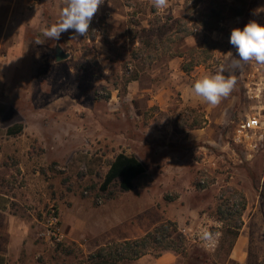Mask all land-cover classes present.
<instances>
[{
	"label": "rangeland",
	"instance_id": "1",
	"mask_svg": "<svg viewBox=\"0 0 264 264\" xmlns=\"http://www.w3.org/2000/svg\"><path fill=\"white\" fill-rule=\"evenodd\" d=\"M4 1L0 264H79L146 217H160L157 209L169 214L167 221L185 223L186 234L179 231L188 248L180 264H264V66L253 61L236 70V87L218 106L190 91L202 75L228 68L225 54L236 56L233 28L253 20L264 25V0H170L161 11L151 0H105L85 37L71 39L69 30L58 41L43 30L58 20L63 0ZM179 20L194 29L182 40ZM202 20L219 24L208 33L215 49L206 65L185 73L178 54L202 43L205 32L195 28ZM57 45L68 60L56 61ZM250 116L263 123L255 149L235 140ZM17 125L23 131L10 136ZM120 153L136 156L146 173L129 192L119 181L103 192ZM242 195L245 263L230 260L233 236L218 219L220 208L239 211ZM6 212L21 226L8 258ZM203 227L220 234L215 251L200 241Z\"/></svg>",
	"mask_w": 264,
	"mask_h": 264
},
{
	"label": "trees",
	"instance_id": "2",
	"mask_svg": "<svg viewBox=\"0 0 264 264\" xmlns=\"http://www.w3.org/2000/svg\"><path fill=\"white\" fill-rule=\"evenodd\" d=\"M200 20V19H199ZM177 38L182 40L193 34L194 29H185L182 21L177 23ZM196 27L200 26L205 32L202 43L191 50L189 53L178 54L184 58L185 62L181 68L185 73L191 72L195 67L206 65L213 55L215 43L208 35L209 32L218 28L219 24H206L204 20L196 22ZM23 131L21 125L14 126L8 130L10 136H16ZM146 173L143 163L134 155L120 153L111 163L110 168L103 180L101 190L107 192L117 181L120 182V188L123 192H129L135 188V181ZM242 206L239 211L223 213L219 209V221L224 223L227 233L233 236L231 247L240 235V230L244 225L243 212L246 210L247 203L243 195ZM75 245V244H74ZM64 245L58 244V249ZM188 248L187 238L180 233L178 224L173 221H166L154 227L145 236L125 241H112L106 245L100 246L85 259H78L79 264H132L146 255L161 257L166 252H172L176 255L185 254ZM64 250V249H63ZM73 252V251H72ZM71 251L67 253L72 254Z\"/></svg>",
	"mask_w": 264,
	"mask_h": 264
},
{
	"label": "clouds",
	"instance_id": "3",
	"mask_svg": "<svg viewBox=\"0 0 264 264\" xmlns=\"http://www.w3.org/2000/svg\"><path fill=\"white\" fill-rule=\"evenodd\" d=\"M104 2L105 0H63L58 20L46 27L43 35L58 41L63 33L72 30L75 35L71 39L85 37L91 21ZM151 4L158 11L166 10L170 6V0H151ZM229 42L235 48L236 56L231 51L225 54L226 61L230 62L228 68L220 65L215 73H206L196 79L190 88L191 93L211 107L218 106L235 89L237 76L233 73L236 70H242L245 64L253 61L264 66V25L253 20L243 29L233 28ZM36 43L41 42L37 40ZM229 69L231 71L225 75ZM219 235L218 232L213 233L209 228L203 227L199 232V239L208 245L215 242Z\"/></svg>",
	"mask_w": 264,
	"mask_h": 264
},
{
	"label": "crops",
	"instance_id": "4",
	"mask_svg": "<svg viewBox=\"0 0 264 264\" xmlns=\"http://www.w3.org/2000/svg\"><path fill=\"white\" fill-rule=\"evenodd\" d=\"M0 3L6 4V1L3 2V0ZM158 214H160V217L154 216L153 218L146 217L143 219V224L138 225L136 230L129 235L122 236L121 240H133L138 239L143 236H145L149 231H151L154 227L158 226L161 223L166 222L167 220L172 219L169 214L165 216L164 211H160L157 209ZM160 212V213H159ZM154 211L148 212V215L150 216ZM157 217V218H156ZM20 221L13 216L11 213L6 212V258L7 256L12 255V250L14 248V245L12 244V239H16V236H19L21 232V226ZM120 226H122V223H118ZM178 227L183 229L185 227L184 222H177ZM144 225V226H143ZM20 228V229H19ZM14 243H17L14 241ZM248 239L245 235L240 234L237 240L235 241V244L231 250L230 254V260L237 261L239 263H245L248 261ZM6 263H8V259H6ZM132 264H180L179 262V256L172 252H166L161 257H155L153 255H146L142 257L141 259L134 261Z\"/></svg>",
	"mask_w": 264,
	"mask_h": 264
},
{
	"label": "built area",
	"instance_id": "5",
	"mask_svg": "<svg viewBox=\"0 0 264 264\" xmlns=\"http://www.w3.org/2000/svg\"><path fill=\"white\" fill-rule=\"evenodd\" d=\"M263 130V123L260 118L257 116H250L245 121H242L241 124L238 125L235 131V140L248 148L255 149L257 148V144L253 143L254 138L258 132ZM183 234H186V230H182ZM200 232V231H199ZM198 232V237H199ZM201 241V240H200ZM202 242V241H201ZM203 246L209 251H215L218 247L219 241L218 238L215 242L205 245L202 242Z\"/></svg>",
	"mask_w": 264,
	"mask_h": 264
},
{
	"label": "water",
	"instance_id": "6",
	"mask_svg": "<svg viewBox=\"0 0 264 264\" xmlns=\"http://www.w3.org/2000/svg\"><path fill=\"white\" fill-rule=\"evenodd\" d=\"M70 55L64 51V49L60 46L57 45L56 47V54H55V59L57 62H62L68 60Z\"/></svg>",
	"mask_w": 264,
	"mask_h": 264
}]
</instances>
